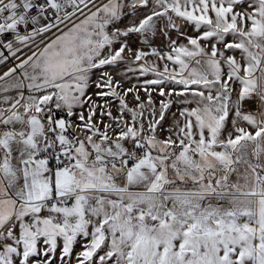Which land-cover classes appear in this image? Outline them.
Instances as JSON below:
<instances>
[{
  "label": "snow or ice",
  "instance_id": "obj_1",
  "mask_svg": "<svg viewBox=\"0 0 264 264\" xmlns=\"http://www.w3.org/2000/svg\"><path fill=\"white\" fill-rule=\"evenodd\" d=\"M0 65V264H264V0H0Z\"/></svg>",
  "mask_w": 264,
  "mask_h": 264
},
{
  "label": "rangeland",
  "instance_id": "obj_2",
  "mask_svg": "<svg viewBox=\"0 0 264 264\" xmlns=\"http://www.w3.org/2000/svg\"><path fill=\"white\" fill-rule=\"evenodd\" d=\"M3 66L0 65V74H2ZM167 127V124L165 125Z\"/></svg>",
  "mask_w": 264,
  "mask_h": 264
}]
</instances>
